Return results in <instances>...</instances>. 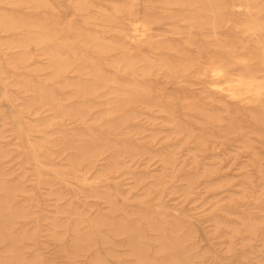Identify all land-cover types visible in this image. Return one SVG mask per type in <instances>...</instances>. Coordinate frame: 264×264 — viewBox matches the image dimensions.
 <instances>
[{
	"label": "rangeland",
	"instance_id": "rangeland-1",
	"mask_svg": "<svg viewBox=\"0 0 264 264\" xmlns=\"http://www.w3.org/2000/svg\"><path fill=\"white\" fill-rule=\"evenodd\" d=\"M39 1L18 7L5 0L0 15L50 24L55 30L47 44L80 59L74 71L55 75L42 46L31 43L28 62L15 68L10 60L23 50L0 47V177L14 190L9 201L0 194V210L9 213L6 229H0V264H68L70 228L82 230L89 248L75 264H142L126 254L124 236L97 227L101 220L136 230L147 264H264V98L254 108L210 97L207 110L183 109L167 102L168 94L188 89L203 99V84L195 70L172 71L160 61L169 57L175 61L166 62L177 64L198 49L231 51L242 42L260 47L264 32L232 42L224 34L242 17L233 0H216L224 24L217 32L206 27L207 0H180L152 26L163 44L145 48L127 65L114 63L118 54L93 52L94 42H122L125 9L142 13L159 0H83V6L78 0ZM89 35L92 42L85 40ZM13 37L0 34V45ZM87 64L108 77L107 85L65 100L74 92L70 81L93 80L77 71ZM256 71L264 74V65ZM30 85L48 90L64 108L84 104L83 119L58 120L53 111L37 109L33 102L41 94L26 91ZM134 87L142 105L124 102ZM227 116L225 127L219 122ZM101 143L108 149L98 160L72 164L82 149ZM116 154V168L103 174ZM149 222L155 231L148 230ZM158 235L169 239L172 251L158 249Z\"/></svg>",
	"mask_w": 264,
	"mask_h": 264
},
{
	"label": "bare ground",
	"instance_id": "bare-ground-1",
	"mask_svg": "<svg viewBox=\"0 0 264 264\" xmlns=\"http://www.w3.org/2000/svg\"><path fill=\"white\" fill-rule=\"evenodd\" d=\"M4 1L5 0H0V3L4 2ZM179 1L180 0H159L160 5L159 4H153L150 8H148V10H146L145 12H142V13L133 11V10L125 7L126 8L125 11L123 9L125 15H124V23L122 25V29H123L122 32L124 33L123 34V41L119 42L118 44H111V43L109 44V42H107L108 43L107 44V43H103V42L96 39V41L94 42V45L92 47L93 52L95 51L100 56H108L109 54H118V55H120L119 56L120 59L114 61V63L124 61L127 64L130 61H132L134 58H136L138 56H143V54H144L143 50L145 48L151 47V46L160 47L163 44L162 37L158 38L159 36H161V33L158 31L153 32L152 26L156 22L157 19L163 18L166 15H168L169 13H171L172 11H174L175 8L172 7L171 4L179 2ZM31 2L32 3L34 2L38 5L39 2H42V1H39V0H10L11 6H18V7L19 6L25 7L28 5L30 6L29 3H31ZM207 3L209 6L208 7L209 13L211 14V19L209 22H207V24L205 23L207 25L206 27L209 28L213 32H217L220 28H223V26H224L223 17H222V8L216 0H207ZM232 3H233V7H235V6L240 7V9H238V10L236 8V10H234V12L237 15H241L242 17L235 18L233 25L231 26V29L226 34H224L225 38L229 39L232 42H240L242 39V37H241L242 34H244V36H246V37H249L256 32L257 33L264 32V2H262V0H233ZM77 5L83 6L84 5L83 0H78ZM4 6H6V5H4ZM7 6H10V5H7ZM233 7H231V9ZM32 8H33V6H32ZM36 8L37 7H35V9ZM38 8H40V5ZM110 21H112V20H110ZM37 22H39V21H37ZM37 22H30L28 20L18 21L15 18H12V17L7 16V15H3V14L0 15V34L8 33V34L14 35V37L11 40L8 41V39H7L8 42L3 43V41H1L2 43H1L0 47L4 46V49L6 51H8L9 49H12V48H21L23 50L22 53L20 52L21 55H19L15 59L10 60L11 65L12 66L25 65L28 62V58H29L27 55L28 47L30 45H32L34 42L37 45L42 46L40 49H43L44 54L43 53L42 54L46 55V57L49 61V64H50L49 66L52 69V71L54 72L53 74H55V75H58V74L66 75L69 72L74 71V69H73L74 62L76 60L80 59V57L75 55L74 53L71 56L63 55L59 51H57L55 48H52L51 46H49L47 44V38L51 37V35L54 34L53 32L55 29H53L52 26H49L50 24L46 25L47 24L46 22H45V24H41L43 22H41V23H37ZM52 22H53V20H52ZM54 23L55 22H53V24ZM53 26H55V25H53ZM226 26H228V25L226 24ZM61 28H63V27H61ZM57 31H58V29H57ZM64 37H66V36H64ZM90 37H91L90 35H89V37H87V39L85 37V40H87V42L91 41L92 38H90ZM215 37H216V35H215ZM214 40H216V39H214ZM49 43H51V42H49ZM62 43H65V42H62ZM80 43H82V41ZM87 45H88V43H87ZM162 48H168L169 49L170 47H162ZM14 55H16V54H14ZM147 61H149V60H147ZM160 61H164V62H162V64L167 66L172 71H175L178 67H181V71H183V70H185V71L186 70H190V71L195 70V72L198 74V76L200 78L201 83L203 84V88H204V91L206 93V96H204L203 99L198 97L196 94H194L193 92H191L188 89H186V90L185 89H179L174 94H168V98L166 99L167 102L172 103V104H177L180 107H182L183 109H195L198 107L201 110H207L208 107L210 106L209 105L210 97L216 98L217 100H220L221 102H223L227 105L231 104V105H234L237 107L254 108L256 106L258 107L261 99L264 98V74H260L256 71V67L258 65H264V42H262L260 47H256L255 45H249V43L245 44L242 42L241 46L237 50L233 49L231 51H221V50L213 49V50H210V52H205L201 49H198L195 51L194 54H188V55L183 56V58L180 60L183 62L177 63V64L171 63V62L170 63L166 62V61H175L169 57L163 58ZM36 62H34V64ZM147 65H149V64H147ZM49 66H47V67L49 68ZM47 67H45V68L47 69ZM121 69H122V67H121ZM34 70L37 72L41 69H39V68L37 69V67H35ZM77 71L91 76L93 78V80L90 83H81L79 81H73V82L70 81L71 83H69L68 85L73 86L74 92H73V94L66 95L64 97L65 100H69V101L71 100L72 101L74 98L75 99H82L84 96L86 97V96L94 95V93H96L97 90L104 88L109 81L107 76H105L102 72H100L97 68H95V66H92L90 64H87V65L81 67ZM196 73H195V75H196ZM50 75H52V74H50ZM189 76H191V75H189ZM184 86H185V84H184ZM26 91H32V93H33V91L40 92L41 96L38 97L33 103L36 105L37 109H45V110L53 111L58 120L65 119L67 121V120L72 119L74 121H77V120L83 119L82 117H83V111H84V104H79L76 107L72 106V107L64 108L60 105V103L57 101V99L48 90L42 91L40 89V87L37 85H30L29 87L26 88ZM161 95H162V92H161ZM139 97H140V95L134 87L131 94L125 99L124 102L126 104H129V103L130 104H132V103L138 104L139 103L140 105H142ZM145 110H146V108H145ZM149 111H151V110L149 109ZM216 121L218 122L219 120H216ZM230 121H231V117L227 116V117L222 118L219 123H221L222 126L226 127L230 124ZM172 122L174 123V121H172ZM108 126H112V125L109 124ZM178 129H179V127H178ZM115 130L116 129H114L113 131H115ZM174 130H176V132H177V129H174ZM187 138H189V137H187ZM184 139H186V138L184 137ZM89 147H85L84 149L81 150L82 155L80 158L72 159L73 160L72 164L74 166L78 165L80 163V161H84L88 165H91L95 160H98L100 158L99 156H101L103 154V152L106 151V149H108V147L106 146L105 143H101L100 145L93 147V148H89ZM0 154H1V150H0ZM118 158L119 157L116 154L111 160H109L106 167H104L103 174H108L116 168V165L118 163ZM70 163H71V161H70ZM199 175H201V174H199ZM130 176H131V174H130ZM259 187H261V186H259ZM12 191H14L13 188H10L7 185H5V183L3 182V180L0 177V194H3L7 201H9L12 198ZM7 201H6V204H7ZM6 204H5V206H6ZM243 208H245V207H243ZM14 209H15V207H14ZM8 211H10V210H8ZM12 211H13V209H12ZM13 217H15V216H13ZM8 218H9V213L7 211H5V208H3V210L0 212V229H3V230L6 229L7 224H8ZM143 223L146 224V222H143ZM9 225H10V223H9ZM96 225L100 229L103 228V230H105L107 232H112L115 236H124L125 246H127V248H128V251L126 250L127 248L125 249L128 253H126V252H124V253L129 255L132 258V261L134 260V262L147 264L146 263V261H147V252L146 251L147 250L144 249V247L142 248V246H141L142 240H141L140 234L136 230L124 227L122 225L112 226L109 222L102 221V220L97 221ZM147 225H148V230H150V232L156 230L155 225L153 223L149 222ZM144 228H146V226ZM70 229H71L70 232L72 233V238H71V243L69 245H71V248L69 246L70 250L67 252L68 254L66 256L68 262H66V263L75 264L76 258L83 256L88 251L89 248L87 247L88 246L87 244L85 245L86 242L84 241L85 240V238L83 237L84 235L79 234V232L82 230L78 229V231H79L78 232L77 230H75V228H70ZM154 239H155V242L156 241L159 242L158 246L160 248L158 246L157 247L160 251L163 252V251H169V250L172 251L173 250V247L168 242L169 239L167 240V239H165L159 235H158V237H155ZM255 247H257V246H255ZM121 249H122V247H121ZM119 255H120V253H119ZM177 255H178V253H174L173 258L174 259L177 258ZM12 256H13V254H12ZM125 257L127 258V256H125ZM50 264H51V262H50Z\"/></svg>",
	"mask_w": 264,
	"mask_h": 264
},
{
	"label": "crops",
	"instance_id": "crops-1",
	"mask_svg": "<svg viewBox=\"0 0 264 264\" xmlns=\"http://www.w3.org/2000/svg\"><path fill=\"white\" fill-rule=\"evenodd\" d=\"M13 67L15 68V67H19V66H13Z\"/></svg>",
	"mask_w": 264,
	"mask_h": 264
}]
</instances>
